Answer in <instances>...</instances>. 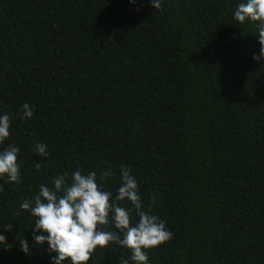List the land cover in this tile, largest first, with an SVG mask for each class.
Returning a JSON list of instances; mask_svg holds the SVG:
<instances>
[{
    "label": "trees",
    "instance_id": "16d2710c",
    "mask_svg": "<svg viewBox=\"0 0 264 264\" xmlns=\"http://www.w3.org/2000/svg\"><path fill=\"white\" fill-rule=\"evenodd\" d=\"M237 2L0 0V150L21 165L19 183L0 180V264H49L20 208L41 183L79 168L115 193L125 166L172 233L149 264H264V66ZM129 255L112 243L87 264Z\"/></svg>",
    "mask_w": 264,
    "mask_h": 264
},
{
    "label": "clouds",
    "instance_id": "9594fccd",
    "mask_svg": "<svg viewBox=\"0 0 264 264\" xmlns=\"http://www.w3.org/2000/svg\"><path fill=\"white\" fill-rule=\"evenodd\" d=\"M128 2L136 5L139 0ZM148 3L156 11L162 10L163 0ZM232 16L240 25L252 24L260 45L259 53L253 54L252 59L264 66V0H238ZM22 110L23 119L32 118L33 111L27 103ZM10 122L8 113H0V145L10 137ZM34 150L39 156H48L44 143H36ZM18 154L16 146L0 150V180L7 184L21 180ZM113 175L109 169L101 177ZM119 178L120 185L113 193L97 182L96 172L85 174L78 168L70 174L57 175L51 186L41 183L35 196L23 201L20 208L33 218L32 244L47 246L44 251L49 264H87L97 248L104 249L112 243L130 252L120 264H149L148 250L171 239L166 223L146 209L130 167H121ZM124 201L131 207H122ZM5 242V235L0 234V244ZM19 246L22 253L31 254L27 240L22 238Z\"/></svg>",
    "mask_w": 264,
    "mask_h": 264
}]
</instances>
